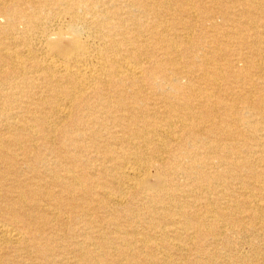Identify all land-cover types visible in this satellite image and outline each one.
I'll list each match as a JSON object with an SVG mask.
<instances>
[{"label": "bare ground", "instance_id": "bare-ground-1", "mask_svg": "<svg viewBox=\"0 0 264 264\" xmlns=\"http://www.w3.org/2000/svg\"><path fill=\"white\" fill-rule=\"evenodd\" d=\"M237 233L264 239V0H0V264H179Z\"/></svg>", "mask_w": 264, "mask_h": 264}, {"label": "rangeland", "instance_id": "rangeland-1", "mask_svg": "<svg viewBox=\"0 0 264 264\" xmlns=\"http://www.w3.org/2000/svg\"><path fill=\"white\" fill-rule=\"evenodd\" d=\"M219 22H221V19H218ZM4 23V20H2ZM224 24H222L221 22V26H223ZM225 29V27H223ZM227 29V28H226ZM93 40H91V44H93ZM38 55L43 58L44 55L42 53V49L40 47H38ZM41 52V53H40ZM43 56V57H42ZM237 87V86H236ZM238 89V88H237ZM230 98V97H229ZM238 104V103H237ZM96 149H93V151H95ZM185 163V161L183 162ZM151 171L154 173L155 170L151 169ZM168 179L171 178L172 180L174 179L178 185L176 187V190L172 189L170 191V193L173 195V198H176L175 200L180 201V202H185L186 198L188 197V203L189 206H187V208L184 209L185 212H188L189 214H194V213H199V210L202 209L203 206V202L204 201H200V199H196V197H194V195L192 194L193 198H189V190H192L193 188H195L196 186H198L199 184L192 181L187 180L186 178H183L182 176L178 175H174L173 173H171L169 175V177H167ZM180 179V180H179ZM185 181V182H184ZM188 184V185H187ZM206 184V183H205ZM174 184H172L173 186ZM229 188H231V185L228 186ZM186 189V190H185ZM232 190V189H231ZM180 194V195H179ZM182 194V195H181ZM186 194V195H185ZM188 195V196H187ZM186 197V198H185ZM184 198V199H183ZM212 201L214 202L213 206L216 207L217 203L219 202L218 198L216 196H212L211 197ZM226 200H222L220 201L218 204H224ZM141 202V203H140ZM153 198H149L147 196H145L144 194H139L136 198L135 201H133L132 205L130 206L133 209V213L136 215H138V218L136 219V221L138 220V229L140 232L143 231V233L145 235H148L149 237H153V232L151 233L149 231L148 227V222L150 220L146 219L149 216V212L152 209L151 206H153V209H159L161 206H158L155 203H153ZM227 202V201H226ZM139 205V207H138ZM147 205V206H146ZM137 206V207H136ZM219 206V205H218ZM151 208V209H150ZM97 209V208H96ZM139 210L141 211V213L139 212ZM136 212V213H135ZM138 212V213H137ZM146 213V214H145ZM103 211H101V209L97 210L96 215H98V223L97 225L102 226L104 228V232L109 235V236H114L111 235V229L106 225L107 223L104 221V216H103ZM140 214V215H139ZM148 214V215H147ZM136 215V217H137ZM68 215L66 214L67 217ZM100 216V217H99ZM71 222L66 224V226H68V229L65 228L63 230H60L59 233L65 237L66 242L63 244L68 245L69 243V238L72 236V229L75 228H82V224H76V223H72L73 221V217L69 216ZM147 221H146V220ZM122 220V219H121ZM65 221H68L65 219ZM103 221V222H102ZM124 221V219H123ZM140 221V223H139ZM161 223H163L165 226L168 224L169 226L166 227H170V222H165L160 220ZM100 223V224H99ZM173 227V224L171 225ZM234 226V225H233ZM127 228V227H126ZM146 229V230H144ZM171 229V228H170ZM230 232L234 231L233 229H236V227H229ZM108 230V231H107ZM122 231V230H121ZM146 231V232H145ZM150 234V235H149ZM234 235V236H233ZM231 238L229 239L231 241V243H233L231 246L228 247L227 242L224 243V241L226 239L221 238L219 243L216 244H211L207 242V246H208V250L211 251L212 253H214L211 257H209V255H205L203 256L202 254L197 253V251H195L192 247L193 245L189 246L186 250V252L183 253V257L181 258V255L179 252L176 253V251L169 249L168 247H165V249L167 251H169L171 253V255L176 258L179 262V264H194L197 260H200L199 264H233V260H236L235 257H237L238 255H243L245 258V260L250 263V264H264V239H260L258 236L256 235H246V236H242V235H238L237 234H231L229 235ZM236 236V237H235ZM238 236V237H237ZM249 236V237H248ZM245 237V238H244ZM240 241H239V239ZM242 238V239H241ZM238 240V241H237ZM243 240V241H242ZM195 241H193L194 243ZM154 243V242H153ZM221 243V244H220ZM237 244V245H236ZM239 244V245H238ZM154 245V244H152ZM217 245V246H216ZM248 245V246H247ZM164 247V244H155V247ZM226 246V247H225ZM262 246V247H261ZM226 248V249H225ZM232 248V249H231ZM259 249V250H258ZM222 250V251H221ZM227 250V251H226ZM230 250L232 251L230 252ZM70 251V252H69ZM255 251V252H254ZM65 257L67 258H71V260L74 258V254L71 253L72 251V247H69L68 249H66L65 251L63 250ZM253 252V253H252ZM71 253V255H70ZM195 253V254H194ZM229 253V254H228ZM228 254V255H227ZM15 255V254H13ZM175 255V256H174ZM224 255V257H223ZM178 258H177V257ZM228 256V257H227ZM15 257V256H14ZM231 257V258H230ZM185 258V259H184ZM216 258V259H215ZM225 260H224V259ZM207 259V260H206ZM184 260V261H183ZM186 260V261H185ZM182 261V263L180 262ZM252 262V263H251ZM39 264V263H37Z\"/></svg>", "mask_w": 264, "mask_h": 264}]
</instances>
